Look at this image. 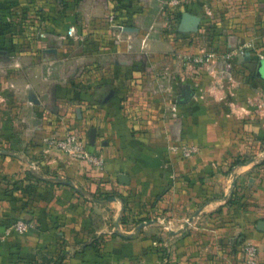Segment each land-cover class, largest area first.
Instances as JSON below:
<instances>
[{
    "label": "crops",
    "instance_id": "1",
    "mask_svg": "<svg viewBox=\"0 0 264 264\" xmlns=\"http://www.w3.org/2000/svg\"><path fill=\"white\" fill-rule=\"evenodd\" d=\"M14 1L0 0V9ZM74 1L66 9L75 14L64 23L73 30L78 28L76 22L89 27L88 52L80 56L91 63V105L84 110L87 98L81 95L75 122L71 113L64 112L53 115L47 125L52 118L38 110L43 104L40 98L35 104L25 100L19 105L12 96L6 101L0 97V129L7 122L9 137L18 140L9 148L0 147V227H5L0 233V264H192L186 258L193 231L207 220L222 217L223 205L242 172L252 166L253 234L245 235L253 240L257 259L264 264V230H257V222L264 221V57L254 77L253 54L234 61L225 45L216 54L207 52L206 62L194 65L193 56L177 49V39L141 35L139 13L132 15L133 36L126 37L114 29L117 21L111 1ZM202 7V12L211 9ZM186 8L203 24L194 0ZM156 9L147 17L150 24ZM220 16L216 20L227 27L228 15ZM250 19L248 28L253 27ZM203 40L244 42L252 41L253 34L224 28L216 35H204ZM132 41L139 44L136 50L131 49ZM170 44L175 52L168 50ZM239 61L246 66L245 73L251 71L244 81L237 73L242 69L233 67ZM69 87L60 84L54 90L59 97L72 91L76 95L83 85ZM53 103L69 106L63 99ZM23 113L27 128L35 123L32 133L23 134L30 140L26 154H39L32 159L21 157L20 139L13 131L23 121ZM73 122L78 127L74 130L85 137V123L89 124L88 144L102 158L101 167L47 150L44 138L73 129ZM2 137L6 133L0 132ZM173 145L194 146L197 152L183 158L171 149ZM249 153L253 161L236 162L237 156ZM47 171L55 176L41 174ZM119 174L127 175L129 183H120ZM17 181L28 189H18ZM78 181L92 192L96 186L102 187L99 193L113 188L118 196L104 200V195H86ZM126 203L142 212L140 218L145 212L153 213V218L142 219L134 232L123 229ZM146 220L153 222L138 229ZM18 221L25 223V229L12 232L10 224ZM222 229L224 236L234 234V228Z\"/></svg>",
    "mask_w": 264,
    "mask_h": 264
},
{
    "label": "rangeland",
    "instance_id": "2",
    "mask_svg": "<svg viewBox=\"0 0 264 264\" xmlns=\"http://www.w3.org/2000/svg\"><path fill=\"white\" fill-rule=\"evenodd\" d=\"M108 1L112 2V10L114 12L112 14L114 20L117 21V26L114 29H117V31L122 30L117 28L120 26L119 21H122V23L125 21L124 25H121L122 28H131V30L121 32L126 37L129 35L133 36L136 23L132 20V15L133 13H139L140 21L137 24L140 27L141 35H148L150 33L152 35L162 34L166 35L171 41L177 39L179 43L177 49H180L181 54H185V56L190 55L193 58L202 57L204 59L203 62H206L205 58L208 57L207 52L215 54L221 52L224 49V45V50L234 59L236 57L238 59L239 57L243 58L245 54L250 55L252 53L253 77L255 76V68L259 59L264 57V0H194L199 7L195 12L203 17V24L201 23L200 25L199 22L197 29L189 32L179 30L178 24L181 18L179 14L187 11L186 5L191 0ZM68 2L74 4L75 1L17 0L12 3L13 5L1 7L0 50L5 53L0 54V97L6 101L12 96L13 99L19 102V105L25 100H29L31 104H35V100L40 98L43 101V104L38 109L42 108V111H39L40 113H46L48 116H51L49 118H52L53 115L60 117L64 112L71 113L75 122L80 110L77 99L81 95L87 98V103L83 107L86 110L91 105L93 98L89 90V86L93 83L89 74L91 67L90 60L80 56V53L86 56L85 53L88 52L89 27H83L76 22L78 28H74L73 30V26L69 27V23H64L65 18L75 14L74 12H72L74 14H71V12L69 14L66 9ZM203 4L207 5V7L209 6L211 9L207 8V12H202ZM155 7H157L155 21L153 22L154 24H150L151 22H149L147 17ZM223 12L228 15L226 19L227 27H223L224 21L221 24V22L218 23L216 20L218 17H221L220 15ZM122 13L125 16V20ZM249 18H251L250 21L253 24L251 28L245 26L247 23H250ZM224 28L235 32L239 31L240 33L251 31L253 40L244 42L238 40L237 42L226 44L204 42V35H216L219 33V29L222 30ZM138 46L139 44L136 41L131 42L132 50H136ZM170 46L168 50L175 52L173 44H170ZM48 49H54L55 52H49L47 51ZM242 62L239 61L233 67L239 70L242 69L243 71L246 66ZM202 63L194 62V65ZM249 72L251 71H247L246 73L238 71L237 73L242 75L241 80L243 79L244 81L248 77ZM26 84L33 85V87H29L28 89V87L26 88ZM60 84L70 85L69 89L78 87V84L83 85V87L81 91L76 92V95H73L72 91L70 95L66 94L59 97L54 89ZM58 99H63L69 106L66 107L67 104L65 106L62 104L57 106L53 101ZM2 104L4 107V103ZM148 109L145 111L147 112ZM6 110H8V107H6ZM134 110L137 111L138 109L135 108ZM4 112L6 111L4 110ZM24 116L25 114L23 113V121L19 120L13 131L18 134V138L20 139L19 143L21 144L18 150L21 153V157L23 159L27 157L32 159L36 154H39L35 153V156L34 154L31 156L26 154L30 140L26 141L23 138V134L25 132L32 133L33 128L31 126H35V123H29V127L27 128L24 123L26 120ZM88 116H83V118L85 119ZM52 120L53 118L49 121L47 119L46 124L48 125V122ZM74 122L70 123L71 126L73 129H78V127H75ZM61 125L65 126V123L63 124L62 122ZM85 126L86 137H84L88 142L90 128L88 123H85ZM9 128L7 122L1 124L0 132L7 135V137L0 138V147L2 148H9L17 140L9 137L12 134V132L9 134ZM47 150L51 151L48 148ZM236 160L237 162L253 161V153L237 156ZM41 174L54 175L51 171L42 172ZM242 175V179L237 182L229 199L223 205L224 213L222 217L213 221L206 219L207 223H204V227L198 225L193 231L190 237L191 243H189L191 248L190 256L186 258V261L191 260L192 264H202L203 262L208 264H261L257 259V255L254 260H251L245 251V246H253V240H247L245 235L253 234V166L243 171ZM26 176L28 177L29 175L26 174ZM64 178L69 179L66 176ZM16 183L18 184V189H28L26 183L21 181H17ZM83 184H85L86 188L79 181L77 186L86 195H97V197L104 195L102 197L104 200L108 196H118L117 191L113 188H104L106 190L105 193H99L98 190H101L102 187L96 186L97 190L92 192L89 186L87 188L86 183ZM125 207L122 217L124 221L123 229L125 230L134 232L142 219L153 218L154 214H150V212H145L143 217L140 218L142 212L134 210L128 203L125 204ZM221 228L225 232L230 228L232 230L234 228V234L224 236L223 232L220 233ZM185 263L188 264L187 262Z\"/></svg>",
    "mask_w": 264,
    "mask_h": 264
},
{
    "label": "built area",
    "instance_id": "3",
    "mask_svg": "<svg viewBox=\"0 0 264 264\" xmlns=\"http://www.w3.org/2000/svg\"><path fill=\"white\" fill-rule=\"evenodd\" d=\"M119 27L122 28V26ZM192 59L194 62L198 63H202L204 61L202 57H195ZM205 61H207V58H205ZM43 142L49 150H55L73 160L83 161L97 167L102 166V158L90 150L84 135L77 130L67 129L63 133L53 132L49 136L45 137ZM171 149L175 151L178 150L180 152V156L183 158H190L197 152V149L194 146L177 147L173 145L171 146ZM9 229L13 232H21L25 229V223L23 221L15 222ZM245 251L249 259H255L257 249L254 245L245 246Z\"/></svg>",
    "mask_w": 264,
    "mask_h": 264
},
{
    "label": "water",
    "instance_id": "4",
    "mask_svg": "<svg viewBox=\"0 0 264 264\" xmlns=\"http://www.w3.org/2000/svg\"><path fill=\"white\" fill-rule=\"evenodd\" d=\"M200 22V18L190 12H183L181 14V18H180V21H179V24H178V29L179 30H182V31H186V32H189V31H194L197 29V26ZM119 29H122V31H127V30H131V28H126V27H123V28H120V27H117ZM47 51L49 52H55L54 49H48ZM5 52L4 51H1L0 50V54H4ZM261 66V62L259 64ZM259 72V71H258ZM183 102V101H182ZM118 180L120 183L122 184H128L129 183V177L125 174H119L118 175ZM67 184H70L69 182H66ZM153 221H147V222H142L139 226H138V229L142 228L143 226L145 225H148V224H151ZM257 230L259 231H262L264 230V221L262 220H259L257 222ZM5 231V227H0V233H3Z\"/></svg>",
    "mask_w": 264,
    "mask_h": 264
},
{
    "label": "trees",
    "instance_id": "5",
    "mask_svg": "<svg viewBox=\"0 0 264 264\" xmlns=\"http://www.w3.org/2000/svg\"><path fill=\"white\" fill-rule=\"evenodd\" d=\"M179 15H181V13H180ZM236 162H237V161H236ZM236 162H235V163H236ZM122 222L124 223V221H123V220H122Z\"/></svg>",
    "mask_w": 264,
    "mask_h": 264
}]
</instances>
